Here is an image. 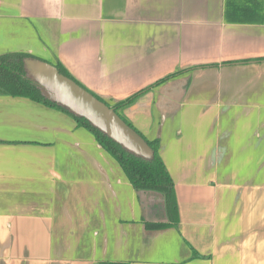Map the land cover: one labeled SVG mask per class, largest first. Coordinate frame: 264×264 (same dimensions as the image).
Returning a JSON list of instances; mask_svg holds the SVG:
<instances>
[{
  "label": "crops",
  "instance_id": "obj_1",
  "mask_svg": "<svg viewBox=\"0 0 264 264\" xmlns=\"http://www.w3.org/2000/svg\"><path fill=\"white\" fill-rule=\"evenodd\" d=\"M18 30L31 46L3 50ZM7 52L134 97L118 113L158 143L178 222L68 114L0 96V264H264V23L224 0H0Z\"/></svg>",
  "mask_w": 264,
  "mask_h": 264
},
{
  "label": "trees",
  "instance_id": "obj_2",
  "mask_svg": "<svg viewBox=\"0 0 264 264\" xmlns=\"http://www.w3.org/2000/svg\"><path fill=\"white\" fill-rule=\"evenodd\" d=\"M224 19L229 23H264V0H224ZM27 59L37 58L23 52H7L0 54V96L26 98L68 114L75 120L78 126L89 131L97 143L118 162L128 181L137 192H153L159 194L163 198L164 209L169 225L177 224L178 211L174 185L159 155L158 143L156 141H148L132 124L118 113L120 109L130 104L134 97L114 105H106L113 108L121 119L147 142L153 151L151 159H145L127 151L97 128L93 127L85 119L74 115L65 107L48 100L42 89L29 79L24 64ZM46 63L53 65L60 74L81 86L58 61ZM92 95L95 96L94 94ZM95 97L102 101L99 97Z\"/></svg>",
  "mask_w": 264,
  "mask_h": 264
},
{
  "label": "water",
  "instance_id": "obj_3",
  "mask_svg": "<svg viewBox=\"0 0 264 264\" xmlns=\"http://www.w3.org/2000/svg\"><path fill=\"white\" fill-rule=\"evenodd\" d=\"M24 64L29 79L42 89L48 100L85 119L127 151L145 159L152 158L153 151L147 142L129 127L113 108L60 74L49 63L27 59Z\"/></svg>",
  "mask_w": 264,
  "mask_h": 264
},
{
  "label": "rangeland",
  "instance_id": "obj_4",
  "mask_svg": "<svg viewBox=\"0 0 264 264\" xmlns=\"http://www.w3.org/2000/svg\"><path fill=\"white\" fill-rule=\"evenodd\" d=\"M36 28V26H34ZM33 29V28H32ZM22 30H18L17 32H11V36H9L7 38L8 43L6 42V44L3 45L2 49L6 50V51H11V50H18V48L22 47V44L30 45L28 44L27 40L23 39L22 37H29L31 36L30 34H25L21 32ZM36 33H38V29L36 28ZM40 35V33H38ZM40 40V37H38ZM4 43V42H3ZM31 46V45H30ZM41 55L44 56V54H42L41 51H38ZM46 53V52H45ZM48 60V59H46ZM50 60V59H49Z\"/></svg>",
  "mask_w": 264,
  "mask_h": 264
}]
</instances>
